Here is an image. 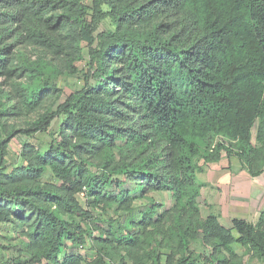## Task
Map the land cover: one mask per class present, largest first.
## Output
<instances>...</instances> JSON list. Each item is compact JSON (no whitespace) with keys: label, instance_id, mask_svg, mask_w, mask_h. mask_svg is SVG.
<instances>
[{"label":"trees","instance_id":"16d2710c","mask_svg":"<svg viewBox=\"0 0 264 264\" xmlns=\"http://www.w3.org/2000/svg\"><path fill=\"white\" fill-rule=\"evenodd\" d=\"M222 156L263 172L264 0H0V264H264V207L201 214Z\"/></svg>","mask_w":264,"mask_h":264},{"label":"rangeland","instance_id":"374dc122","mask_svg":"<svg viewBox=\"0 0 264 264\" xmlns=\"http://www.w3.org/2000/svg\"><path fill=\"white\" fill-rule=\"evenodd\" d=\"M87 2L90 3V0ZM100 29H110V23L105 21ZM80 85L81 81L78 76L64 77L59 82V89L64 95H68L79 89ZM60 120L53 122L47 134L35 135L30 139V142L36 141L46 147L51 138L55 136ZM27 141L29 139L19 135L10 142L6 157L10 166L20 164L21 146ZM198 181L203 185L199 199L203 217L215 214L225 227L230 226L232 219H241L252 224L257 222L264 207V169L260 176L251 178L237 159H227L222 156L217 164H210L204 168V172L198 175ZM155 198L167 206L170 204L163 194L155 195ZM13 238V235L5 232V229L0 226V258L11 254L10 251L3 248L16 244V241L12 240ZM236 250L239 255H243L245 264H261L256 260L249 259L244 249L237 247Z\"/></svg>","mask_w":264,"mask_h":264}]
</instances>
